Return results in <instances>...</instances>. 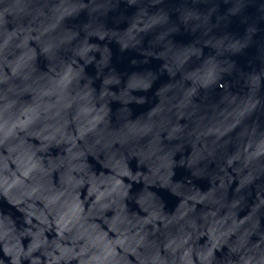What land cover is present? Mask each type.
<instances>
[{"label": "clouds", "instance_id": "9594fccd", "mask_svg": "<svg viewBox=\"0 0 264 264\" xmlns=\"http://www.w3.org/2000/svg\"><path fill=\"white\" fill-rule=\"evenodd\" d=\"M248 56L247 52L237 59L239 71L234 70L232 76L223 73H217V76L224 75L232 81L234 88H243L251 74H261L264 78V73H261L264 62L260 59L251 60ZM216 83H219L218 79ZM188 84L191 85L192 81L189 80ZM207 90H213L211 84L200 89L201 93ZM214 91L218 94L220 89L214 88ZM24 119L19 105L12 102L8 93L0 97V155L4 156V160L0 162V196L12 199L23 197L25 202H30L27 196L29 192L33 196L48 193L57 195L50 205L51 212L55 218L62 219V222L67 220L72 224L71 230L65 233L74 243L72 259L76 264H100V261L94 258L97 251L95 246L89 242L87 235L80 234L83 231L82 223L92 218L89 211L93 214L99 212L101 202L97 201V207L88 209L76 195V189L69 185L52 187L38 178L35 169L29 170L30 164L16 163L21 158L24 147L21 141L32 130L31 126L21 125L20 121ZM106 139V136L102 137V143ZM87 143L91 144L93 141ZM99 147L100 145H97V148ZM115 147L119 148L121 145L116 144ZM123 147L127 152L131 145ZM99 158L104 163L113 162L108 151H100ZM84 178L87 179L86 175ZM198 236L199 230L192 228L179 239L141 233L136 236L135 241L127 245L133 248L134 252L125 253L121 249V260H110L105 264H264V242H256L260 237H255L251 242L235 240L229 237L225 226H217L211 235L197 239Z\"/></svg>", "mask_w": 264, "mask_h": 264}]
</instances>
